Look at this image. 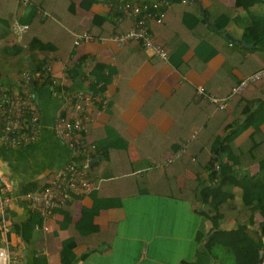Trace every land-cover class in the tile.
<instances>
[{
  "label": "crops",
  "instance_id": "1",
  "mask_svg": "<svg viewBox=\"0 0 264 264\" xmlns=\"http://www.w3.org/2000/svg\"><path fill=\"white\" fill-rule=\"evenodd\" d=\"M219 1L226 6H234L236 2ZM198 2L203 9L210 0ZM198 2L183 4L199 6ZM29 3L0 0V80L14 86L22 70H39L32 69L38 64L47 68L40 69L43 78L35 89L41 127L29 143L10 146L0 142V170L11 180L14 191L21 194L40 188L55 169L70 161L71 149L54 135L52 125L59 112L70 115L65 106L67 96L82 89L93 93L86 127L97 148L91 150L89 174L98 179L99 186L94 193L60 203L46 220L38 215L35 238H42L37 249L43 256L27 253L34 244L25 243L14 226L26 222L31 212L37 211L21 198L14 203L9 210L12 227L7 238L15 264H181L183 259H192L202 246L195 234L203 223L207 231L210 222L198 216L202 215L195 210L198 204L174 193L176 187L195 174L185 169L173 175L170 170L152 164L173 158V151L191 126L209 115L207 108L212 103L208 105L197 94L198 84L222 96L243 76V70L234 64L222 67L226 59L224 51L232 48L231 41L239 39L243 43L242 27L232 18L228 20L225 12L219 13L215 21L235 40L226 36L222 50L213 54L204 66H189L182 72L170 58L150 55L136 40L120 46L111 39H100L108 28H114L103 19L110 20L111 5L105 0H45L46 7L38 10L48 11V17L41 14L32 21L26 40L23 37L28 30L17 39L12 24L25 13ZM168 9L166 20L162 24L152 21V26L169 52L188 61L194 56V47L204 28L192 26L179 6ZM249 10L264 14V0L252 4ZM246 11L237 6L233 14L242 16ZM205 16L208 23L209 17ZM10 19L11 24H7L5 20ZM131 23L133 19L126 18L119 27L125 29ZM83 30H89L95 38L82 40L75 46L74 33ZM32 34L37 36L34 47L29 46ZM123 78L126 86L117 97ZM98 86L103 87V93L90 89ZM258 89L264 94L261 87ZM149 99L151 103L147 104ZM162 99L166 100V110L160 106ZM252 129H244L235 142L243 143ZM260 129L264 135V121ZM258 166L255 162L243 171L252 173ZM150 170L157 171L147 183L148 191H138L143 172L150 174ZM95 201L107 204L95 205ZM226 224L233 225L234 221L228 220ZM72 240L76 241L71 247L75 257L65 263L61 249L63 243ZM63 249L65 252L67 248Z\"/></svg>",
  "mask_w": 264,
  "mask_h": 264
},
{
  "label": "trees",
  "instance_id": "2",
  "mask_svg": "<svg viewBox=\"0 0 264 264\" xmlns=\"http://www.w3.org/2000/svg\"><path fill=\"white\" fill-rule=\"evenodd\" d=\"M29 1L27 10L19 17L20 21L27 22L29 25L28 31L23 37L24 40H26V36L30 35L32 21L38 20L41 14L44 18L49 15L48 11L47 14L43 9L42 11L38 10L40 7H46L45 0ZM258 1L236 0L234 6H226L219 0H210L208 6L201 9L199 6L173 0L170 6L164 8L165 15L159 24L166 20L169 7L179 6L183 12L182 16L184 18L189 16L192 26L199 25L204 28L194 47V56L188 61L181 58L180 54L174 56L171 51L169 52L164 39L152 26L153 23H151V29L156 39L168 51L172 63L182 72L189 66L201 68L213 54L222 50V41L227 40L223 28H221L222 25L215 21L219 13L225 12L228 20L232 18L242 27V39L251 43V46L231 41L232 48L224 51L226 59L222 67L234 64L243 70V75L249 74L264 64V14L249 10V7ZM237 6L245 8L246 14L234 15ZM205 15L209 17V24L205 20L207 18ZM103 19L110 27L114 26V28H108L105 35L123 31L132 25L131 23L124 29L119 27L121 22L117 24L111 18L108 21L106 18ZM5 21L7 24H11V19ZM36 37L35 34H32V38L29 39L30 47L37 45L34 43ZM18 48L20 47L18 46ZM246 52L249 53L246 54ZM32 69L47 70L42 64L33 66ZM124 86H126L125 78L119 83L117 97L121 95ZM258 87L264 90V76L250 82L239 93L226 100L223 108H219L212 102V105H209L210 101L205 99L209 105L207 108L209 115L201 122L191 126L190 132L180 141V144L186 142V151L175 156L170 162L160 160L162 165L155 167L164 168L166 171L170 170L169 173L173 175L183 172L185 169L191 170L195 177L187 178L181 187H176L177 192L174 195L188 198L191 202L198 204L195 210L210 222L207 231L199 229L195 234V239L202 246L197 248L192 259H183L181 264H264V135L260 129V125L264 121V94ZM90 89L94 93H101L103 87H90ZM150 100L147 101V104L151 103ZM165 101L162 99L160 106L166 110ZM247 127H252V132L243 143L237 144L236 137ZM194 130H197V134L193 137L191 135ZM187 139L189 140L187 141ZM94 143L96 144V142ZM90 152L92 154V151ZM255 162L259 165L257 170L252 173L243 171V168H247ZM216 164L218 169L215 168ZM150 172V174L143 172L142 187L138 191H148L147 183H149L150 177L155 175L154 171L150 170ZM152 187L156 188V186ZM97 188L90 193L96 192ZM94 204L105 205L107 203L95 201ZM38 215V212H31L26 222H18L14 226L25 243L34 244L27 253L43 256V252L37 249V246L42 245V238L37 240L35 238L34 223L37 221ZM228 220L234 221V224L227 225ZM75 243V240L63 243L61 256L65 263H70L75 257L71 250ZM64 247L67 248L65 252L63 251ZM260 251H263L262 255Z\"/></svg>",
  "mask_w": 264,
  "mask_h": 264
},
{
  "label": "built area",
  "instance_id": "3",
  "mask_svg": "<svg viewBox=\"0 0 264 264\" xmlns=\"http://www.w3.org/2000/svg\"><path fill=\"white\" fill-rule=\"evenodd\" d=\"M27 4L29 0H18ZM111 5L109 17L116 23L125 18H132V25L123 31H115L100 39H111L122 46L130 41L140 42L142 47L152 56L159 59H169L166 48L156 39L151 29V22H160L165 15L164 8L173 0H105ZM182 3H195L199 0H180ZM26 22L15 20L12 31L17 39H21L28 30ZM95 38L89 30L74 33V45L82 40ZM71 70H74L71 68ZM71 73V72H70ZM264 76V64L257 70L241 76L224 96H217L208 91L204 85L198 84L196 92L202 98L215 103L219 108L225 106V101L239 93L250 82ZM42 80L41 70H22L14 86L0 80V142L5 145L19 146L34 140L41 127V117L38 103L35 99V89ZM93 93L88 90H77L67 96L65 106L69 114H56L52 130L70 149L73 158L54 170L53 175L40 188L25 190L21 194L14 191L10 179L0 170V264H15L16 258L9 250L7 233L12 227L9 216L11 206L20 198L36 210L42 219L50 218L55 208L76 196L89 194L98 187V179L89 174V158L91 150L96 144L87 134L86 120L88 104L91 103ZM106 99L103 100L106 103ZM197 130L191 136H196ZM189 139H187L188 141ZM186 151L183 142L173 151V158ZM81 158H83L81 160ZM173 158H168L170 162ZM152 165L161 166L159 161ZM218 169V165H215ZM44 228L48 225L44 223Z\"/></svg>",
  "mask_w": 264,
  "mask_h": 264
},
{
  "label": "water",
  "instance_id": "4",
  "mask_svg": "<svg viewBox=\"0 0 264 264\" xmlns=\"http://www.w3.org/2000/svg\"><path fill=\"white\" fill-rule=\"evenodd\" d=\"M198 4H199L200 8L202 9V4H201V2H198ZM224 33H225V35H226L229 39H231V40H235V38H234L231 34H229L227 31H225ZM236 40H237V42H240L239 39H236ZM242 42H243L244 44H251V43H247L245 40H242ZM262 253H263V251H260V254H261V255H262Z\"/></svg>",
  "mask_w": 264,
  "mask_h": 264
},
{
  "label": "rangeland",
  "instance_id": "5",
  "mask_svg": "<svg viewBox=\"0 0 264 264\" xmlns=\"http://www.w3.org/2000/svg\"><path fill=\"white\" fill-rule=\"evenodd\" d=\"M200 218L203 216V221H205V219H206V217H204V215H198ZM200 229H203V230H205V227H204V223L202 224V227L200 228Z\"/></svg>",
  "mask_w": 264,
  "mask_h": 264
}]
</instances>
